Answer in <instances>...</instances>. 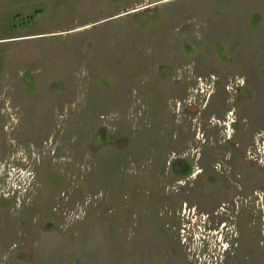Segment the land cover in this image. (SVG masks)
<instances>
[{
    "label": "rangeland",
    "instance_id": "1",
    "mask_svg": "<svg viewBox=\"0 0 264 264\" xmlns=\"http://www.w3.org/2000/svg\"><path fill=\"white\" fill-rule=\"evenodd\" d=\"M262 126L264 0H0V264H264Z\"/></svg>",
    "mask_w": 264,
    "mask_h": 264
},
{
    "label": "flooded vegetation",
    "instance_id": "2",
    "mask_svg": "<svg viewBox=\"0 0 264 264\" xmlns=\"http://www.w3.org/2000/svg\"><path fill=\"white\" fill-rule=\"evenodd\" d=\"M252 137L253 138L250 141L251 143L243 146H240L239 142L232 140H222L216 142L215 144V147H217L216 150L222 153L216 154L214 156L212 168L213 172L218 175L219 178L226 177L225 180L227 182V186H225V188H228L226 192H235L237 188V190L239 189L237 195L242 193L244 178L246 177L247 172L249 170H254L253 168H248L245 165H253V167L256 169L255 171H259L260 168H264V165L258 164L264 162V126L259 128ZM181 166L186 167L185 170L187 169L183 174L184 180L186 181L192 176L190 167L187 166V164H181ZM204 171L205 168L202 166L200 171H197V174L201 175L204 173ZM194 177L195 179L198 178L197 175H194ZM185 181L183 184L186 183ZM263 191V188L256 187L255 185L252 188L253 193H259ZM231 201H228L229 207H240L234 206L237 203L235 200H233L232 203Z\"/></svg>",
    "mask_w": 264,
    "mask_h": 264
},
{
    "label": "built area",
    "instance_id": "3",
    "mask_svg": "<svg viewBox=\"0 0 264 264\" xmlns=\"http://www.w3.org/2000/svg\"><path fill=\"white\" fill-rule=\"evenodd\" d=\"M34 179V174L27 168H13L10 167L5 173V183L3 189L0 190V194L4 197L10 196L16 202H20L24 195L27 194L30 189L32 180ZM97 196H94L96 198ZM82 206V205H78ZM73 214L75 218H81L84 215V210ZM188 228V225H185ZM189 229V228H188ZM186 232V230H184ZM221 236V235H220ZM218 242L225 243L224 239H220ZM228 246V243H226Z\"/></svg>",
    "mask_w": 264,
    "mask_h": 264
}]
</instances>
